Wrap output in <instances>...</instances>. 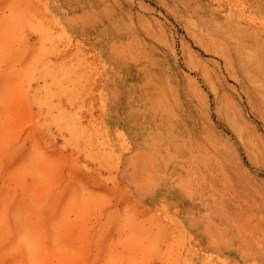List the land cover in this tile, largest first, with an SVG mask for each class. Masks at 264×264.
Masks as SVG:
<instances>
[{
    "label": "rangeland",
    "instance_id": "1",
    "mask_svg": "<svg viewBox=\"0 0 264 264\" xmlns=\"http://www.w3.org/2000/svg\"><path fill=\"white\" fill-rule=\"evenodd\" d=\"M81 2L0 0V264H247L233 248L216 255L205 246L170 188L136 195L120 158L136 122L151 116L141 88L168 81L178 97L172 132L206 126L224 157L264 186V0H108L109 12L78 30L64 17ZM125 22L145 66L111 65L103 54L127 41ZM202 74L249 125L257 159L218 116ZM189 89L202 94L204 125Z\"/></svg>",
    "mask_w": 264,
    "mask_h": 264
},
{
    "label": "bare ground",
    "instance_id": "2",
    "mask_svg": "<svg viewBox=\"0 0 264 264\" xmlns=\"http://www.w3.org/2000/svg\"><path fill=\"white\" fill-rule=\"evenodd\" d=\"M107 2L108 0H82L80 4L81 12L72 11V14L64 17L65 22L71 28L78 27V30H82L84 27L94 23L99 18L100 12L104 11L107 13ZM123 27L128 33L127 41L112 43L111 46L104 49L103 54L106 60L111 65L124 66L126 69L132 64L145 66L144 62L141 61L143 58L141 56L142 52L135 50V46L140 40L130 31L131 29H129L126 22ZM156 38H159V36L157 35ZM141 49L143 48L141 47ZM192 63L194 64V61ZM37 68L38 64L31 70L37 73ZM202 71L203 73L206 72L204 68ZM202 76L210 84L212 92L216 95L218 116L226 119L233 128L236 136L244 145L248 156L251 159H257L254 151L256 141L252 137L249 125L238 116L237 110L232 107L229 98L219 93V88L213 81L214 78L212 79L209 74H202ZM51 78L56 77L53 74ZM0 83L2 82L0 81ZM148 86L150 87L143 86L141 88V93L148 94L142 104L146 106L151 116L146 117L148 120L145 118L146 120L140 119V121L136 122L138 134L135 132L136 137L134 140L126 141V143L128 142L126 148H129V150L120 158L124 165L123 174L127 179V184L132 187L136 195L144 199L155 198L164 186L170 188L175 199L174 202H185L188 206L184 213L186 226L188 228H194L195 226L199 235L203 237L205 246L209 247L214 254L219 255L225 250L233 248L243 262L247 264H264V231L260 235L256 234L264 224V220L261 218L264 216L254 219L256 214L253 211L255 204L258 205L259 203V207H263L264 186L256 185L249 170H245L242 167L240 169L237 163L232 165V157H229L231 159L228 156L227 158L224 157V151L227 146L213 143V141L216 142V135L208 131L206 126H203L198 134L188 132V129H185V134L172 132L173 122L175 123L179 119L176 109L178 97L175 86L168 81L161 80ZM117 90L113 86L110 93L114 95V93H118ZM189 95L193 99L197 98L193 102V107H197L196 120L199 117L202 120L199 119L200 121H198H202L203 125L206 124L205 114L198 116L200 115L198 109L203 101L202 94H199L196 89H192ZM156 118H159L163 126H165L164 131L161 130V127L154 124V128H150L152 120L154 121ZM34 139L36 141V138ZM179 152L181 155L178 154ZM28 157L29 160L33 156ZM26 164L30 163L26 162ZM261 201H263L262 205L260 204ZM32 227L34 228V226ZM6 230L8 231V229ZM153 236L155 239L157 238L155 234ZM177 238H173V240ZM153 242H155V247L157 242L155 240ZM171 242L173 243L174 241ZM3 251L5 252L6 250Z\"/></svg>",
    "mask_w": 264,
    "mask_h": 264
}]
</instances>
